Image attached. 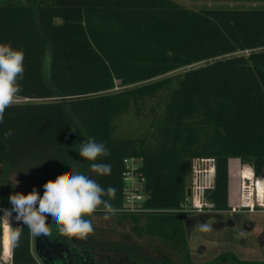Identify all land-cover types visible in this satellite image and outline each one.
<instances>
[{
  "label": "trees",
  "instance_id": "trees-1",
  "mask_svg": "<svg viewBox=\"0 0 264 264\" xmlns=\"http://www.w3.org/2000/svg\"><path fill=\"white\" fill-rule=\"evenodd\" d=\"M88 15L116 26L110 32L112 43L92 37ZM57 18L61 23H55ZM0 43L24 50L19 98L28 99L8 108L0 124L5 171L46 166L35 187L41 195L48 180L70 171L82 173L104 188L114 186L112 203L121 209L123 159L142 156L143 206L150 210L138 213L145 219L142 229L177 250L181 264H198L190 257L184 216L173 212L187 192V159H216V187L210 198L218 210L227 209L231 159L264 175V9L194 10L173 0H0ZM116 76L122 78V90H115ZM157 97L146 135L113 136L115 117L130 100ZM9 128L13 135L5 140ZM89 139L109 148L111 155L97 162L110 164V175L91 172L75 149ZM72 160L77 164L71 169ZM8 198L0 195V204L12 206ZM18 226L23 232L13 248L14 264H35L30 231L14 222L13 228ZM1 234L0 228V245ZM49 239L92 245L91 237H63L54 226ZM86 247L84 260L93 251ZM114 248L111 243L100 249L111 254ZM254 262L226 252L202 264Z\"/></svg>",
  "mask_w": 264,
  "mask_h": 264
},
{
  "label": "clouds",
  "instance_id": "clouds-1",
  "mask_svg": "<svg viewBox=\"0 0 264 264\" xmlns=\"http://www.w3.org/2000/svg\"><path fill=\"white\" fill-rule=\"evenodd\" d=\"M24 60L25 52L22 48H14L11 43H0V124L4 123L6 110L17 103L23 91L21 82L25 73ZM12 135L11 128L3 134L5 140ZM75 149L83 160L89 162L91 172L98 176L111 174L110 164L97 162L111 155L105 143L89 139ZM68 164L72 169L77 161L72 160ZM43 188V195L35 187L27 194L11 193L8 199L12 208L3 209L4 214L0 217L10 222L12 214L15 213L16 222L26 226L33 237H51L54 226L60 236L86 240L94 231L88 217L102 212L107 220L120 211L112 203L116 198L117 189L111 185L104 188L96 180L82 173H62L54 180H48ZM49 216L52 218L51 224L47 222ZM210 230L209 225H201V231ZM22 232L23 227H9V247L19 246Z\"/></svg>",
  "mask_w": 264,
  "mask_h": 264
},
{
  "label": "rangeland",
  "instance_id": "rangeland-1",
  "mask_svg": "<svg viewBox=\"0 0 264 264\" xmlns=\"http://www.w3.org/2000/svg\"><path fill=\"white\" fill-rule=\"evenodd\" d=\"M174 2L185 6L187 8H191L194 10H199L202 8L208 7H235L239 9H249V8H261L264 9V1H204V0H173ZM61 19H55V23H61ZM86 22L91 28L92 37L98 42H103V44L109 45L112 43L113 36L111 35L116 31V26L106 18L97 17L88 15L86 18ZM111 32V34H110ZM183 70L172 72L166 76H172L179 74ZM163 76V77H166ZM122 83V78L120 76H116L115 78V88L116 91L122 90L123 87H120ZM166 91L160 92V97L162 99L165 98ZM159 97L157 98H144L139 99L134 102L130 100L129 107L127 109L123 108L120 112L117 113L115 117V131L113 136L118 139L122 138H133L140 134L146 135L148 133L147 129L150 123V109L155 106ZM136 110L140 112V114H136ZM144 132V133H143ZM196 157V155L191 156L186 161V173H187V186L190 181V160L191 158ZM238 158L233 159L231 162V169L234 171L238 168ZM242 163V162H241ZM47 167L44 165L37 166L35 168H26L21 170H16L13 172H6L2 164H0V195L2 196H10L13 192H22L27 194L34 187H37L41 179L44 177L46 173ZM231 184L233 188V192L237 189V177L235 174L231 175ZM234 198V195H232ZM253 219L260 220L264 222V214L257 213L251 215ZM138 218V220L136 219ZM88 219L91 220L94 231L89 237H91L92 245H88L84 242L74 243L72 246L74 247H82L87 248L86 246L92 247L93 251H96L101 254L102 260L105 261V264H115L114 254L117 250H121L122 244L128 249L138 248L143 250V254L150 253L155 254L159 250L168 254L176 264H181L182 258L181 254L171 247L164 239H162L158 235L151 234L149 232H145L142 227L144 226L145 219H142V216L139 214H129L118 211L116 215L112 216L110 219L105 220L104 214L102 212L94 213ZM197 232V231H195ZM195 234H193L194 236ZM201 236V234L199 233ZM200 236H197L198 240L192 238L191 240L187 239V242L190 246V256L195 263L202 264V262H207L212 259L215 252L220 250H224V248H228L229 246H218L216 234L215 232H209V234L203 238L199 239ZM196 237V236H195ZM114 244L115 248L110 253H104L101 250V246ZM205 246V251L203 254L199 252L200 245ZM121 245V246H120ZM243 250L238 248V252L240 255H236L239 259H244L247 261L256 260V253L253 249L254 246L248 242L243 246ZM81 253L88 254V252L84 249L80 250ZM91 252V251H90ZM127 252L123 251L122 254H126ZM257 262V261H256ZM254 262V263H256ZM117 263V262H116ZM119 264V263H117ZM256 264H264V261L257 262Z\"/></svg>",
  "mask_w": 264,
  "mask_h": 264
},
{
  "label": "built area",
  "instance_id": "built-area-1",
  "mask_svg": "<svg viewBox=\"0 0 264 264\" xmlns=\"http://www.w3.org/2000/svg\"><path fill=\"white\" fill-rule=\"evenodd\" d=\"M28 99H18L17 102L27 101ZM235 159V158H233ZM229 165V193L228 205L226 210L216 209L215 203L210 198L211 192L216 187L217 178V163L214 157L196 156L190 160V181L186 195L178 209L173 212L182 213L185 216L189 215H209L215 213H249V214H264V175L256 174L255 170L238 161V168L234 171ZM144 158L142 156L130 155L123 159L122 171V197L123 207L121 212L129 214H138L148 212L150 210L144 208L143 202L146 199L145 194V175L143 172ZM237 177V189L231 190V175ZM234 195V198H232ZM12 206L0 204V216L3 209H11ZM15 213L12 214L11 221L0 217L1 245H0V264H14L13 248L8 246V251H5L6 228L13 227ZM30 248L35 264H45L37 254L35 249V237L30 233Z\"/></svg>",
  "mask_w": 264,
  "mask_h": 264
},
{
  "label": "flooded vegetation",
  "instance_id": "flooded-vegetation-1",
  "mask_svg": "<svg viewBox=\"0 0 264 264\" xmlns=\"http://www.w3.org/2000/svg\"><path fill=\"white\" fill-rule=\"evenodd\" d=\"M202 216L204 215H189L186 217L184 216V220H187L188 222V228H185L186 237L188 240H191L192 238H195L196 240H198L197 236H200L199 233L201 234L199 239L205 238L209 234V232L201 231V225L207 224L210 226L211 231L218 230L220 228L227 229L228 232L226 234V237L230 239L232 238L235 239V237H237L238 234H245L248 240H250L249 242L250 245L252 244L253 246H255L260 252V254H262V257L264 258V228L262 226H258L254 221L240 219L239 217L238 218L237 217L225 218L224 221L217 224V222L215 221H217L219 218L223 219V216L221 215L215 216L214 214H209L210 218L206 219L205 221L202 220ZM193 234L195 235L193 236ZM248 240H245L242 238L238 239V241H240L241 243L243 242L242 243L243 245H245ZM62 245L67 247V252L64 253V256L67 259V262L69 264H105V261L101 259L102 256L99 252L97 254L96 251H91V256L88 257V260H84L83 256H85L86 254L81 253L80 250L82 249L85 250V248H82V247L77 248V247H74L71 245H65V244H62ZM188 248H189V252L191 253L189 244H188ZM205 250H206L205 246L201 244L199 246V251H200L199 253L200 254H203V252L207 253L208 251H205ZM132 251H135V255H133V252L126 253L124 255L122 254L123 250H117V252H115L114 254L115 264L117 263L119 264H176V262L173 261L168 254H166L165 252L161 250H159L158 252H155V254H150V253L143 254V250L138 249V248H132ZM226 252L234 253V251H232L229 247L224 248V250L215 252L212 259L220 255L221 253H226ZM212 259H210L209 261H211ZM257 262H261V261H257ZM202 263H206V262H202ZM227 264H230V263H227Z\"/></svg>",
  "mask_w": 264,
  "mask_h": 264
},
{
  "label": "crops",
  "instance_id": "crops-1",
  "mask_svg": "<svg viewBox=\"0 0 264 264\" xmlns=\"http://www.w3.org/2000/svg\"><path fill=\"white\" fill-rule=\"evenodd\" d=\"M231 190H233V188H231ZM215 216H223V219H218L217 221V224L218 223H221L222 221H224L225 218H230V217H239L240 219H246V220H251V221H254L258 226H262L264 228V222L260 221V220H255L253 219V217L251 215L253 214H249V213H244V212H239V213H234V214H229V213H215L214 214ZM185 216V215H183ZM186 217V216H185ZM217 218V217H216ZM185 226V225H184ZM208 232H215L216 234V239H217V245L218 246H224V245H227L229 246V248L234 251V253L238 256L240 255L239 252H238V248H241L243 250V245L240 241H238V239L242 238V239H245V240H248L247 236H245V234H238L237 237H235V239H230L228 237H226V234L228 232L227 229H218V230H213V231H208ZM237 232V230H236ZM250 242V240H248L246 243ZM255 249H253L255 251V255H256V260H253V261H263V257H262V254H260V252L258 251V249L254 246ZM244 251V250H243ZM239 257V256H238ZM240 260H244V259H240Z\"/></svg>",
  "mask_w": 264,
  "mask_h": 264
},
{
  "label": "water",
  "instance_id": "water-1",
  "mask_svg": "<svg viewBox=\"0 0 264 264\" xmlns=\"http://www.w3.org/2000/svg\"><path fill=\"white\" fill-rule=\"evenodd\" d=\"M187 193H189V190H187ZM208 218H210L209 215L202 216L203 221ZM50 220L51 218L48 217L47 222L49 223ZM184 225L185 228H188L187 220H184ZM35 249L45 264H69L64 256V253L67 252V247L61 243L51 241L49 237H35Z\"/></svg>",
  "mask_w": 264,
  "mask_h": 264
},
{
  "label": "snow or ice",
  "instance_id": "snow-or-ice-1",
  "mask_svg": "<svg viewBox=\"0 0 264 264\" xmlns=\"http://www.w3.org/2000/svg\"><path fill=\"white\" fill-rule=\"evenodd\" d=\"M5 251H8V240L7 237L5 238Z\"/></svg>",
  "mask_w": 264,
  "mask_h": 264
},
{
  "label": "bare ground",
  "instance_id": "bare-ground-1",
  "mask_svg": "<svg viewBox=\"0 0 264 264\" xmlns=\"http://www.w3.org/2000/svg\"><path fill=\"white\" fill-rule=\"evenodd\" d=\"M6 231H7V232H6V237H7V233H8V229H7V228H6Z\"/></svg>",
  "mask_w": 264,
  "mask_h": 264
}]
</instances>
